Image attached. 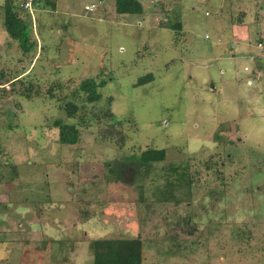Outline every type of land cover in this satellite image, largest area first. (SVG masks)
<instances>
[{
	"label": "rangeland",
	"instance_id": "374dc122",
	"mask_svg": "<svg viewBox=\"0 0 264 264\" xmlns=\"http://www.w3.org/2000/svg\"><path fill=\"white\" fill-rule=\"evenodd\" d=\"M13 1L32 46L0 0V73L23 77L0 89V264H93L92 241L135 239L142 264H264V0H138L141 15ZM86 80L106 82L99 102L77 93ZM94 108L125 144L101 139ZM148 148L165 160L140 168Z\"/></svg>",
	"mask_w": 264,
	"mask_h": 264
},
{
	"label": "trees",
	"instance_id": "16d2710c",
	"mask_svg": "<svg viewBox=\"0 0 264 264\" xmlns=\"http://www.w3.org/2000/svg\"><path fill=\"white\" fill-rule=\"evenodd\" d=\"M36 4L35 0H32L31 3ZM13 0H6L5 8V21L4 28L8 33L9 37L16 41L19 45V48L22 52H28L31 49V33L32 28L27 25V23L22 20L15 12L13 7ZM26 4V3H25ZM54 4V3H53ZM47 6L52 5L49 3ZM114 9L115 13L119 15H141L143 13V8L141 3L138 0H114ZM243 14H241L242 16ZM170 28L176 33H181V26L179 24L170 25ZM18 76L3 75L0 73V89L7 84L12 85L15 82L19 84L20 79H17ZM153 79L151 74H147L138 80L134 86H140L149 83ZM105 81L95 82L94 80H86L80 84L78 92L86 93V104L97 103L101 100V95L98 90L102 89L105 86ZM57 90L61 89V86L56 85ZM31 88L26 89L27 92H21L20 96L25 100H30L32 98L30 92ZM49 91V90H48ZM0 92H4L2 89ZM15 92V91H10ZM39 95L36 94V97ZM68 108L65 110L68 112L69 116H74L79 110L86 108V105L83 108H78L77 106L67 103ZM110 106V104H109ZM3 112L4 117H9L8 113ZM92 120L95 124L100 127L99 134L101 139L114 140L116 144L122 146L125 144L127 137L121 131V122L115 121V117L111 112L110 108H106L103 111L96 112L95 108L92 111ZM55 127L59 130V142L65 146L76 145L80 139V132L77 125L74 123H65L62 121H55ZM105 125L106 129H101ZM9 126V125H8ZM165 160V151L163 149L156 150L153 148H148L137 156V161L140 168H144L151 163H158ZM181 175V174H180ZM187 190H189L190 181L187 182ZM236 232V231H235ZM92 255L94 257L93 264H142V245L138 239L135 240H95L91 243Z\"/></svg>",
	"mask_w": 264,
	"mask_h": 264
},
{
	"label": "built area",
	"instance_id": "2783aa9c",
	"mask_svg": "<svg viewBox=\"0 0 264 264\" xmlns=\"http://www.w3.org/2000/svg\"><path fill=\"white\" fill-rule=\"evenodd\" d=\"M29 7H30V3H26V4H25V8H29ZM85 9H86V10H91V9L88 8V7H86Z\"/></svg>",
	"mask_w": 264,
	"mask_h": 264
},
{
	"label": "water",
	"instance_id": "95a60500",
	"mask_svg": "<svg viewBox=\"0 0 264 264\" xmlns=\"http://www.w3.org/2000/svg\"><path fill=\"white\" fill-rule=\"evenodd\" d=\"M128 176H129V174H128V173H127V174H125V176H124V177H125V179H129V177H128Z\"/></svg>",
	"mask_w": 264,
	"mask_h": 264
}]
</instances>
